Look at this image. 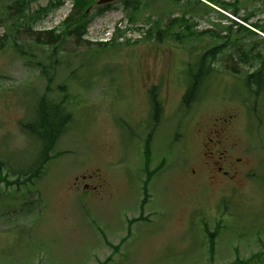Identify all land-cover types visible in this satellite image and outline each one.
I'll return each instance as SVG.
<instances>
[{
	"label": "rangeland",
	"instance_id": "obj_1",
	"mask_svg": "<svg viewBox=\"0 0 264 264\" xmlns=\"http://www.w3.org/2000/svg\"><path fill=\"white\" fill-rule=\"evenodd\" d=\"M74 1L31 0L19 18L16 0H0V264H264V92L244 83L264 34L228 35L210 8L186 15L196 35L158 38L181 14L171 1L138 0L133 23L123 2ZM239 5L264 27L263 1ZM213 47L186 107L190 71ZM41 99L64 107L68 128L37 177L6 186L41 155L21 129Z\"/></svg>",
	"mask_w": 264,
	"mask_h": 264
},
{
	"label": "trees",
	"instance_id": "obj_2",
	"mask_svg": "<svg viewBox=\"0 0 264 264\" xmlns=\"http://www.w3.org/2000/svg\"><path fill=\"white\" fill-rule=\"evenodd\" d=\"M31 0H16V3L19 7L18 10L23 11V13H20L18 15L19 18H25L24 16V7L27 6V4ZM138 0L134 1H124L123 5L127 9H129V21L133 23L136 19V14L139 13L140 8L135 5ZM173 3L174 6L180 9L181 14L178 18L171 19L168 24L165 26V29L162 30L160 28L157 29V36L159 38L161 33H164V31H167V34H173L172 31L176 27H183L186 32L184 34H181V36H192L196 35V32L191 31L192 27H195V23L191 22L192 24H188L185 20L186 15L190 16H196L199 13L206 16L211 10L210 8L216 7L220 9L221 11L228 13L235 19L239 20L242 23H238L232 19L226 18L223 14L217 11L218 16L228 20L230 22V25L227 26L228 35L233 34L234 29L238 32H247L250 34H254L249 28L246 26H251L255 30L260 31L264 34V27H260L258 24H249V17L253 16V12H249L247 16L239 17V11H240V5L238 4L241 2L245 9L249 8L251 5L255 3V0H232L230 3H228L226 0H168ZM264 2V0H261ZM181 2H183L181 4ZM95 0H75L74 5L76 9L84 11L87 7L94 4ZM149 5L145 4L141 11L142 12H148ZM42 11H48V9H42ZM76 13V12H75ZM31 19L30 17H28ZM71 18L70 16L69 21L66 23V26L68 24H71ZM65 23V22H64ZM155 27H160L158 22H155ZM83 22V27H84ZM81 29L83 28L80 26ZM66 30H62L63 34H72L77 37H81L83 31L78 29L70 30L69 27H65ZM210 34H215L211 33ZM50 34V33H49ZM165 34V33H164ZM177 35V34H174ZM180 36V34H179ZM58 38V35H51L50 41L54 42L55 39ZM264 41V38H263ZM219 47H213L201 54L199 57L197 63L195 64L194 68L190 71V83L187 88V91L183 97V105L186 107H189L191 103H193L198 96H200L201 93H203L205 90L201 88L203 82L207 80V78L211 74V70L209 68L210 64L214 62L215 57L218 54ZM254 50H251L253 52ZM255 59L259 61V66L257 69H255L253 72L247 74L244 78L245 88L253 87L255 90V94H260L264 92V56H262L260 53H256L254 55ZM156 88L152 89L151 91V99H152V107L154 112V118L157 120L160 115L162 114V105L157 99V92ZM62 105L59 104H53L48 103L45 100H39L37 109H36V115L34 119L31 122L28 123H22L21 129L23 132L27 133L29 137L35 138L37 141L40 142L42 146L41 155L37 158L36 164L26 171L25 169H16V170H10L11 175L13 177H16V181L13 182H7L3 178L2 180L5 181V185L9 186L11 184H22L26 183L31 180L33 177H37V175L40 174L42 167L44 164L47 163L49 159V151L52 149L54 143L58 140V138L66 131L68 128V122H69V116ZM146 147L144 149V154L147 158L150 157L149 152V139L146 140L145 143ZM264 180V177H263ZM264 184V183H263ZM208 233V232H207ZM209 236V247L210 250H213V236L214 233H208Z\"/></svg>",
	"mask_w": 264,
	"mask_h": 264
},
{
	"label": "water",
	"instance_id": "obj_3",
	"mask_svg": "<svg viewBox=\"0 0 264 264\" xmlns=\"http://www.w3.org/2000/svg\"><path fill=\"white\" fill-rule=\"evenodd\" d=\"M114 1H117V0H99L97 2V5H103V4L111 3V2H114Z\"/></svg>",
	"mask_w": 264,
	"mask_h": 264
},
{
	"label": "flooded vegetation",
	"instance_id": "obj_4",
	"mask_svg": "<svg viewBox=\"0 0 264 264\" xmlns=\"http://www.w3.org/2000/svg\"><path fill=\"white\" fill-rule=\"evenodd\" d=\"M218 170H220V168H218Z\"/></svg>",
	"mask_w": 264,
	"mask_h": 264
}]
</instances>
